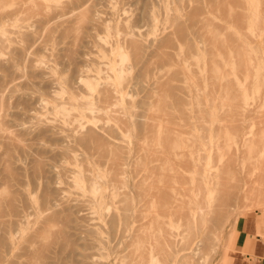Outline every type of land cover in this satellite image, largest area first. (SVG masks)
<instances>
[{
	"label": "rangeland",
	"instance_id": "obj_1",
	"mask_svg": "<svg viewBox=\"0 0 264 264\" xmlns=\"http://www.w3.org/2000/svg\"><path fill=\"white\" fill-rule=\"evenodd\" d=\"M85 1L88 5L87 3L85 4ZM154 1L158 4L155 5ZM228 1L0 0V77H2L0 84L3 82L1 85L5 88L4 85L8 86L11 84L8 83L10 78L13 83V85L5 88L6 91L2 90L0 92V105H2L0 107V155L2 154L0 156V202L3 201L0 206L3 205L4 210V212L0 211V213H4L1 215L2 218H0V232L5 233L6 231L5 236L4 233L0 234V236H4L0 237V242L2 240L3 243L0 244L2 245L0 247V250H2L0 251V253L2 252L1 258L2 260L4 258L2 264H98V262L102 264H136L137 260H141L138 263L142 264L143 259H139L140 257L137 256L142 250L138 249L137 252L135 247L139 241H145L146 239L143 258L146 260L153 255L159 259L162 258L156 264H184V260L187 258L186 254L188 256L194 254L193 259L190 256L191 260L188 259L189 257L187 258L189 264H236L246 255L250 256L253 261L257 259L256 248L261 250L264 255V201L252 204V202L246 200L243 203L240 202L242 205L236 204V209H234L235 206H230L228 213L225 210H221L220 212L223 216L217 223L214 222L215 214L210 215L212 219L207 217L210 220L207 219L203 223L204 225L200 226V229L198 228L199 230H191L192 233L194 232V234H191L193 235V238H191V232L187 234V230H184L186 227L183 225V223L185 224L183 214L180 213L183 217L181 215L178 216L177 213H172L173 216L170 215L171 213L167 214L162 200L150 195L152 190L154 193L156 192L155 188L153 189L152 187L161 185L157 181V174H151L148 169L150 167V170H152L153 165L156 168L163 159L162 155L158 153L164 151L163 143L167 140L164 137L166 135L164 133L166 126L176 127L178 125L177 127H179L182 124L180 128H175L177 129L175 134L177 138L187 144L188 147H185V149L195 151L194 155H198V153H205L203 154L204 156L210 154V159L203 160L206 164L205 166L211 172L214 171L212 172L214 174L219 173V171L224 172L222 175L225 180L229 179L228 176L244 175L248 168H246L248 163L244 161L248 162V158L254 155L258 149V145L254 143L243 144L242 137L237 136L236 138V133H244L254 141H260L264 137V93H260V91L264 92V24L261 27L257 25V29V26L251 27L250 22L247 21L251 18V10L247 11L244 8L242 0H238V2L237 0ZM225 3L228 7L227 10ZM84 7L89 9V11L86 12L87 9ZM82 9L87 14H84L86 19L88 17L90 22L83 19V15H80L83 14ZM261 10L260 13L264 20V14L262 13L264 9L262 8ZM78 11H80L79 14ZM223 11H226V14ZM236 11H238V14L240 13L239 16ZM9 12L13 13L10 15ZM194 12L198 16H195L196 19L193 18L191 23L190 17ZM88 14L91 16H88ZM148 14H153L158 19L157 27L151 32L146 28L145 17ZM245 14L248 16L246 15L245 17ZM233 15L236 17L235 19ZM79 16L82 17L81 19L84 22ZM75 18L77 19L75 20ZM122 19L125 24L128 23L130 25L134 22L131 25H136V29L144 31L142 37L146 36V38L143 39V42L147 45L143 43V51H140L143 52L142 54H137L132 45L123 41L124 37L120 35V31L118 33L115 32L113 26L115 27L117 23L118 29L123 27L121 24L123 23ZM233 19L237 22L235 23ZM75 22L76 24H74ZM237 23L238 26H242H235ZM66 25L72 26H68V28ZM201 27H203V30H201ZM181 33L183 34L181 35ZM169 34L172 35V40L170 42L163 40V37ZM227 35L230 36L227 37ZM205 36L207 37L205 38ZM225 37H227V40ZM149 40L150 42L153 40L152 43L154 44L148 43ZM226 41L230 42L226 44ZM231 41L236 44L234 43L231 46ZM118 42H123L122 50L128 57L124 66V81L122 84L119 83V78L117 77L120 58L115 44ZM148 45L153 46L150 48ZM254 45L256 46L254 47ZM259 48L260 52L258 53L255 50L259 51ZM198 53L199 55H197ZM257 54L260 57H257ZM259 58L261 59L259 60ZM259 62L263 65H260ZM14 65L17 67L15 68ZM6 67L7 69H5ZM181 68L186 69V71H183L184 69L180 70ZM9 71L11 72L9 73ZM249 74L252 75V80L251 78L249 80ZM190 75L194 79L197 78L195 81L198 84H195V81L190 79ZM86 77L97 82L98 88L92 91L88 90L84 82ZM163 83L164 86H162ZM173 86L175 87L173 88ZM2 87L0 88L3 89ZM60 87L63 90L66 89L67 91L64 90L66 93ZM58 88L60 91H57L59 90ZM104 88L106 89L104 90ZM169 88L173 90L171 91ZM244 88L248 89L247 92H249L246 102L242 103L239 102L238 98ZM103 91L104 94H102ZM53 95L56 97H53ZM48 96H51L52 100ZM180 96L182 100H180L181 98L179 99ZM232 97L236 98L233 103L230 102ZM64 100L67 101L63 102ZM82 100L95 101L98 103V107L92 112L85 107L84 103L86 102ZM173 101H175V105ZM180 101L182 102L180 103ZM57 103L59 105L58 108L56 107ZM65 103H71L72 105L70 104L69 107V104L65 105ZM61 107L66 108L62 111ZM76 107L81 108L78 109ZM50 108L58 110H51ZM84 109L86 110L84 111ZM165 109L166 111H164ZM183 109L190 113L189 116ZM201 110L203 115L200 113ZM171 112L172 115H170ZM154 113H162L158 114L161 118H155L157 114L153 115ZM45 114L46 117L40 118ZM174 114L176 115L173 116ZM151 115L154 116V119L151 118ZM204 115L205 118L203 117ZM224 115L229 117L225 116L224 118ZM199 116L204 119H200ZM201 120L202 122H200ZM196 121H199L200 125L206 124L207 127H199ZM165 122L171 124H168V126ZM175 122L178 123L175 124ZM163 123L166 125L163 126ZM229 123L231 124V126H228L229 128L224 127L227 124L229 125ZM192 124H194L193 129ZM219 124L221 126L222 124L225 125L222 126V132L216 131V136L214 137L215 132L211 131L215 125L219 126ZM150 127L151 129L149 130L148 128ZM162 128L163 134L160 135ZM199 128H203L204 131ZM180 129H186L188 133H183L184 130ZM253 132L255 133L254 135ZM86 134L88 138L83 139ZM159 136L162 137L159 138ZM199 137L201 141H199ZM77 138L78 140L76 141ZM215 138H218V140ZM192 139L196 141L199 147L205 144L208 146L207 149H202L201 152L196 153L199 147L194 144V140V143L191 142ZM221 140L224 142L222 143ZM219 143L221 145L219 146L220 150L226 149L224 151L228 155L219 150L217 147ZM240 143L242 144L240 145ZM140 145L143 148L146 147V149L150 147L151 150H154L153 153L156 152L158 156L154 155L150 149L146 151L144 148V150ZM6 146H9V148L7 147L8 151H6ZM214 146L217 147L215 150ZM194 147L196 150L193 149ZM65 150L68 151L66 152ZM65 153L68 154L65 155ZM214 153L215 156H213ZM230 154L235 155V157ZM240 155L241 159L239 158ZM112 158L116 166L110 162ZM216 158L217 161L215 160ZM101 160L103 161L101 162ZM120 160L121 163L118 162ZM242 160L243 162H241ZM41 161L43 163H40ZM222 164L226 169L220 167ZM93 165L97 166V169ZM34 166L36 167L35 169L33 168ZM113 168L115 171L118 169V174H115V171L112 172ZM154 168L153 170H155ZM157 170L161 171L159 167ZM157 170L155 172H158ZM79 172L81 173L79 174ZM166 172L173 173L170 170H166ZM166 172L164 171V173ZM84 173L88 177L97 178V180L101 176L102 180L105 179L104 183L100 182L103 188L109 189V187H113L117 191L120 190L121 192L118 191L120 197L123 196L121 198L124 199L126 193L128 200L126 198L115 203L113 207L108 206L105 208L106 217L104 216L100 220L94 218V204L91 203L92 201L89 198L91 194L87 190V184H85L88 183L90 177L85 178ZM183 174L190 176L193 173L185 171ZM81 175L85 179L80 178ZM114 176H116L117 184L114 182ZM167 177L166 175L165 179ZM112 178L113 180L110 181ZM108 179L111 183L107 182ZM75 180L78 181L80 186L76 185ZM220 180L225 183L221 176ZM122 182L127 183L124 188ZM164 182L168 184L166 180ZM119 184L121 185L119 186ZM169 184L178 185L172 182H169ZM135 185L137 188L134 187ZM149 186L151 187L148 191ZM44 190L46 193H44ZM129 190L132 193H127ZM146 191H148V195ZM47 192L50 193L48 194ZM43 193L46 194L45 199H43L45 196L42 197ZM10 194L13 197L12 200ZM144 194L146 198H144ZM215 194L217 195L218 193H214L213 197ZM132 195L134 198H132ZM218 195L221 197L223 194L219 192ZM150 199L151 201H149ZM180 199L184 201L182 196H180ZM218 199L219 196H217L215 201L218 202ZM8 200L11 203L14 202L16 210H12L13 208L11 209L10 206H7ZM44 200L46 201L43 202ZM177 201L181 206L186 205V202L184 205V202L178 199L175 202ZM215 201L210 203L211 209L208 208V210L211 211L215 207L217 211L216 206L212 207L216 203ZM155 202L157 207H154ZM175 202H173V205H176L177 209L174 206H171V208L173 207L178 212L181 206L177 204L178 202ZM14 206L12 204V207ZM125 207L130 208V213L132 211L136 213L132 214V216L126 212V215H121L122 212L126 211ZM157 209L161 213L158 216L159 220L161 222L170 221L171 223V225L169 223L163 224V226L165 225L171 229V234H167V237L162 235L163 231L159 227L156 228L157 224H149L150 220L156 217L155 210ZM232 209H234V212ZM111 213H115L116 217L119 218H115L117 220L113 219L114 216L112 218ZM50 214L52 215L49 216ZM45 215L53 219V225L49 223L51 221ZM139 215H143L142 219ZM121 217H123V220L125 218L124 223L127 221L128 224L125 223L127 227L123 228L125 224ZM135 217L139 221L138 223L135 222L137 221ZM110 219L114 221L112 227L116 223L117 229L110 227V222H108ZM1 220H3V223L5 222L3 228L1 227L3 225ZM145 222L149 225L147 226ZM214 223L216 224L215 228ZM139 224L144 226V228L139 229ZM206 225L208 228H206L207 231H204ZM89 227L90 229H88ZM91 227H96L99 232H92ZM182 228L184 229L182 230ZM50 229L54 232H49ZM210 229L213 230L215 235ZM8 230L9 235H6ZM90 230L91 233H89ZM114 230L117 232H114ZM136 230L138 231L136 232ZM127 231L130 233L128 234ZM181 231L183 232L182 234H180ZM216 233L218 237H216ZM130 234L133 236V240L129 239ZM183 235H187L191 241L188 239L184 240L185 236L182 237ZM134 236H136V240ZM119 237L122 240H119ZM206 237L210 243L205 239ZM4 238H8L6 242ZM217 238L219 239L218 241ZM101 239L107 243H105V246L103 244L104 241H100ZM202 239H205L208 243L206 242V244L205 240L202 241ZM127 240L128 245L126 246ZM187 240L190 242L191 249L180 251V248ZM213 240L217 242L214 244ZM120 241L121 244H118ZM129 242L134 244L129 246ZM153 242H156V244ZM96 244H98V247ZM3 245H7V248L3 247ZM114 245L116 246L113 249L116 252H112L114 250L111 249ZM159 247H162L161 250L163 251L157 252ZM125 248L127 249L125 250ZM129 250L131 253L127 252ZM102 252L104 253L103 255L101 254ZM132 255L133 258L131 257ZM122 256L128 258L125 259ZM181 258L183 260L182 263H180L182 260H179ZM127 261L130 263H126ZM162 261L165 262L163 263ZM185 263L187 264V261Z\"/></svg>",
	"mask_w": 264,
	"mask_h": 264
},
{
	"label": "bare ground",
	"instance_id": "obj_2",
	"mask_svg": "<svg viewBox=\"0 0 264 264\" xmlns=\"http://www.w3.org/2000/svg\"><path fill=\"white\" fill-rule=\"evenodd\" d=\"M224 1H226V0H224ZM243 1V6H244V8H246L247 9V11L248 10H251V18H246V19H248L247 21L248 22H250V26L251 27H253V26H257V25H259V27H261V25L262 24H264V20H263V17H262V15H261V9L263 8L264 9V0H242ZM89 2V1H88ZM152 2V1H151ZM228 2H230V0L228 1ZM235 3H236V1H234ZM237 2H238V0H237ZM87 2L85 1V4H86ZM154 4L155 5H157L158 3L156 2L155 3V1H154ZM87 5H88V3H87ZM225 5H226V10H227V4L225 3ZM235 5V4H234ZM238 5V4H237ZM80 6V5H79ZM82 6H84V4H82ZM81 6V7H82ZM76 7H78V6H76ZM87 8H88V6H86ZM232 7H234V6H232ZM85 8V7H84ZM87 8H85V9H87ZM79 9V8H78ZM245 9V10H246ZM17 10V9H16ZM81 10V9H80ZM18 11V10H17ZM82 11H83V9H82ZM87 11H89V9H87L86 10V12ZM13 12H15V11H13ZM13 12H9L10 13V15L13 13ZM79 12L80 11H78V14H79ZM85 11H83L82 13L83 14H80V15H83L82 17H83V19H86V16L85 15H87L86 13H84ZM196 12V11H195ZM194 12V17H193V15L191 16L192 17V19H191V17H190V22L192 23V21L191 20H193V18H195L196 19V17L198 16H196L195 14L197 13H195ZM223 12H225L224 14H226V11H223ZM237 12V15L239 16V14H238V11H236ZM246 12V11H245ZM235 13V12H234ZM263 14H264V11L262 12ZM77 14V15H78ZM85 14V15H84ZM156 14H157V12H156ZM228 14V13H227ZM90 14H88V16H89ZM246 15L247 14H245V17H246ZM91 16V15H90ZM159 16V15H158ZM196 16V17H195ZM228 16V15H227ZM242 16V15H241ZM248 16V15H247ZM77 17V16H76ZM80 17V16H79ZM82 17H80V19L82 18ZM2 18H3V16H2ZM209 18V17H208ZM233 18L235 19L236 17L233 15ZM77 18H75V20H76ZM83 19H81L82 20V22H84L83 21ZM140 19H141V17H140ZM205 19V18H204ZM233 19V20H234ZM81 20H79L80 22H81ZM88 22H90V20H88V17H87V19H86ZM86 20H85V22H86ZM65 21V20H64ZM73 21H74V19H73ZM122 21H123V19H122ZM129 21H131V20H129ZM196 21V20H195ZM230 21H232V20H230ZM229 21V22H230ZM87 22V23H88ZM97 22V21H96ZM132 22V21H131ZM136 23H137V21H135ZM145 22H146V24H147V26H146V28H148L147 30L148 31H150L151 32V30H154L156 27H157V24H158V19H157V17L155 16V15H153V14H148L146 17H145ZM198 22V21H197ZM209 22V21H208ZM234 22L236 23L237 21H235L234 20ZM233 22V23H234ZM132 23H134V22H132ZM131 23V24H132ZM135 23V24H136ZM193 23H195V22H193ZM205 23V22H204ZM241 24H242V22H240ZM71 24H72V22H71ZM74 24H76V22L74 23ZM79 24V23H78ZM103 24V23H102ZM122 24V28L120 27V29H118L117 28V26H118V23L116 24V26L114 27L113 26V28H115V32L116 33H118L119 31H120V35H122L124 38H123V41H126V42H128L130 45H132V47L134 48V50L136 51V53L137 54H139V53H143V52H140V51H143L142 49H143V39H145L146 38V36L145 37H142V34H143V32H142V30H139V29H136V25H129L128 23H124V21H123V23H121ZM140 24V23H139ZM206 24H208V23H206ZM106 25V24H105ZM109 25V24H108ZM120 25V24H119ZM138 25V24H137ZM202 25H203V22H202ZM67 26V25H66ZM65 26V27H66ZM68 26H72V25H68ZM67 26V27H68ZM75 26V25H74ZM235 26H238V23H237V25H235ZM240 27L242 26V25H239ZM238 26V27H239ZM204 27V26H203ZM203 27H201L200 29L201 30H203ZM246 27V26H245ZM69 28V27H68ZM105 28H107V26H105ZM117 28V29H116ZM226 28V27H225ZM258 28V26L256 27V29ZM108 29V28H107ZM205 29V28H204ZM238 29H240V28H238ZM109 30V29H108ZM117 30V31H116ZM206 30V29H205ZM205 30H204V32H205ZM172 31H174V30H172ZM239 31V30H238ZM202 32V31H201ZM246 32V31H245ZM179 33H180V31H179ZM188 33V32H187ZM186 33V34H187ZM146 34V33H145ZM152 34H153V32H152ZM183 33H181V35H182ZM212 34V33H211ZM231 34V33H230ZM256 35V34H255ZM228 36H230V35H227V37ZM246 36V35H245ZM244 36V37H245ZM184 37V36H183ZM207 36H205V38H206ZM227 37H225V39L227 40ZM233 37V36H232ZM248 37V36H247ZM7 38V37H6ZM230 38V37H229ZM228 38V39H229ZM190 39V38H189ZM238 39V38H237ZM241 39V38H240ZM252 39V38H251ZM147 40V39H146ZM153 40H154V37H153ZM153 40L150 42V40L148 41V43H152L153 42ZM158 40H160V39H158ZM163 40H165V41H169L170 42V40H172V35H167L166 37L164 36L163 37ZM163 40H161V41H163ZM209 40V39H208ZM231 40V39H230ZM233 40V39H232ZM241 40H243V39H241ZM210 41V40H209ZM186 42V41H185ZM211 42V41H210ZM228 42H230V41H228ZM227 41H226V44L228 43ZM232 43H233V41H231ZM240 42V41H239ZM231 43V46L232 45H234V43L232 44ZM122 44H123V42H118V43H116L115 44V46H116V49L118 48V55H119V58H120V66L118 67V69H117V77L119 78V83L120 84H122V82L124 81V79H123V71H124V66H125V62L127 61V59H128V57H127V54L125 53V52H123V50H122ZM145 45H147L146 43H144ZM152 44H154V43H152ZM212 44H214V42H212ZM217 44V43H216ZM236 44V43H235ZM159 45V44H158ZM160 45H162V44H160ZM245 45V44H244ZM152 46L153 45H148V47H150V48H152ZM194 46V45H193ZM226 46V45H225ZM256 45H254V47H255ZM154 47H155V45H154ZM153 47V48H154ZM195 47V46H194ZM216 47H217V45H216ZM155 48H157V47H155ZM146 49H147V47H146ZM197 49V48H196ZM211 49V48H210ZM245 49V48H244ZM26 51H27V49H25ZM156 50V49H155ZM159 50V49H158ZM25 51V52H26ZM196 51V50H195ZM255 51H257L258 53L260 52V48H259V51L256 49ZM28 52V51H27ZM247 52V51H246ZM244 53V52H243ZM194 55V54H193ZM195 55H196V53H195ZM197 55H199V53L197 54ZM235 55V54H234ZM246 56V55H245ZM259 56V54H257V57ZM253 57H254V55H253ZM260 57V56H259ZM211 58V57H210ZM231 58V57H230ZM234 58H236V57H234ZM246 59V58H245ZM261 58H259V60H260ZM263 59V58H262ZM13 60V59H12ZM250 60V59H249ZM254 60V59H253ZM264 60V59H263ZM208 61H209V59H208ZM258 61V60H257ZM255 62V61H254ZM261 62H262V60H261ZM256 63V62H255ZM260 63V62H259ZM263 63H264V61H263ZM245 65V64H244ZM254 65H256V64H254ZM260 65H263V64H261L260 63ZM15 66V65H14ZM210 66V65H209ZM17 66H15V68H16ZM25 67V66H24ZM182 67V66H181ZM242 67H244V66H242ZM247 67H248V65H247ZM255 67V66H254ZM9 68H11V67H9ZM5 69H7V67L5 68ZM184 69V68H183ZM182 68L180 69V70H183ZM245 69H246V66H245ZM249 69V68H248ZM247 70V69H246ZM252 70V69H251ZM183 71H186V69H184ZM250 71V70H249ZM11 71H9V73H10ZM262 72V71H261ZM237 73V72H236ZM246 73H248V72H246ZM245 73V74H246ZM250 73V72H249ZM251 73H253V71H251ZM250 73V74H251ZM12 74V73H11ZM186 74H187V72H186ZM222 74V73H221ZM249 74V75H250ZM80 75V74H79ZM189 75V74H188ZM254 75V74H253ZM259 75V74H258ZM260 75H261V73H260ZM263 75V74H262ZM9 76V75H8ZM74 76H75V74H74ZM74 76H73V78H74ZM251 76L252 75H250L249 76V80H250V78H251ZM190 77H191V75H190ZM189 77V78H190ZM220 77V76H219ZM9 78H10V76H9ZM84 79V78H83ZM190 79H192V80H194L195 81V79H197V78H190ZM2 80V77H0V81ZM11 80V78L9 79V81ZM220 80V79H219ZM251 80H252V78H251ZM261 80V79H260ZM8 81V83L10 84V85H8V86H11V85H13V83H12V81H10L9 82ZM78 81V80H77ZM193 81V82H194ZM31 82V81H30ZM76 82V81H75ZM79 82V81H78ZM84 82H85V84L87 85V89L88 90H90V91H92V90H94V89H97L98 88V83L97 82H95V81H93V80H91L90 78H88V77H86L85 79H84ZM212 82H214V81H212ZM256 82V81H255ZM255 82H254V84H255ZM3 83V82H2ZM1 83V84H2ZM7 82H6V84H8ZM57 83V82H56ZM190 83V82H189ZM197 82L195 81V84H196ZM216 83V82H215ZM260 83V82H259ZM0 84V87H2V85ZM31 84V83H30ZM161 84V83H160ZM169 84V83H168ZM172 84V83H171ZM195 84H194V86H195ZM198 84V83H197ZM68 85V84H67ZM66 85V86H67ZM79 85H80V83H79ZM211 85H212V83H211ZM5 86V88H8V86L7 85H4ZM69 86V85H68ZM162 86H164V83H163V85ZM215 86V85H214ZM57 87H59V86H57ZM63 87V86H62ZM70 87L72 88V86L70 85ZM74 87V86H73ZM166 87V86H165ZM172 87V86H171ZM175 86H173V88H174ZM198 87V86H197ZM248 87V86H247ZM250 87V86H249ZM3 88V87H2ZM5 88H3V89H1L0 90V92H2V90H5ZM12 88V87H11ZM163 88V87H162ZM57 89V88H56ZM59 89V88H58ZM60 89H62L61 87H60ZM60 89L59 90H57V91H60ZM106 88H104V90H105ZM169 89H171V88H169ZM63 90V89H62ZM61 90V91H62ZM64 90H66V89H64ZM63 90V92H65ZM99 90V89H98ZM173 89H171V91H172ZM248 90V89H247ZM247 90L244 88V90H242L241 91V93H240V95H239V98H238V100H239V102H242V103H244V102H246V99H247V96H248V92H247ZM250 90V89H249ZM6 91V90H5ZM4 91V92H5ZM67 91V90H66ZM72 91V90H71ZM168 91V90H167ZM170 91V90H169ZM114 92V91H113ZM175 92V91H174ZM53 93H55V92H53ZM66 93V92H65ZM98 93V92H97ZM108 93V92H107ZM207 93V92H206ZM260 93L261 94H263L264 92H262V91H260ZM92 94V93H91ZM99 94H101L100 92H99ZM102 94H104V91L102 92ZM173 94V93H172ZM71 95V94H70ZM174 95H176V94H174ZM207 95V94H206ZM96 96V95H95ZM99 96V95H98ZM105 96V95H104ZM159 96H160V94H159ZM177 96H178V94H177ZM258 96V95H257ZM256 96V97H257ZM48 97H50V99L52 98L51 96H48ZM53 97H56V96H54L53 95ZM97 97V96H96ZM175 97V96H174ZM98 98V97H97ZM176 98V97H175ZM181 98V99H180ZM259 98H260V96H259ZM79 99V98H78ZM179 99L180 100H182V97L180 96L179 97ZM52 100V99H51ZM74 100V99H73ZM77 100V99H76ZM75 100V101H76ZM117 100V99H116ZM165 100V99H164ZM236 100V98H234V97H232L231 99H230V102L231 103H233V101H235ZM58 101V100H57ZM65 101H67V100H64L63 102H65ZM71 101V100H70ZM78 101V100H77ZM82 101H85V100H82ZM201 101H203V100H201ZM225 101V100H224ZM0 102H1V100H0ZM59 102H60V100H59ZM86 103H84V105H85V107L87 108V109H89L90 111H94L98 106H97V104L98 103H96L95 101H85ZM105 102V101H104ZM108 102V101H107ZM164 102V101H163ZM175 101H173V103H174ZM179 102V101H178ZM177 102V103H178ZM182 101H180V103H181ZM221 102H222V100H221ZM225 102H227V101H225ZM62 103V102H61ZM73 103H74V101H73ZM80 103H81V101H80ZM109 104H110V102H108ZM107 103V104H108ZM166 103H168V102H166ZM1 104V103H0ZM41 104H42V102H41ZM69 104V107H70V104L71 103H65V105H68ZM101 104V103H100ZM176 103H174V105H175ZM202 104H204V103H202ZM228 104H229V102H228ZM238 104V103H237ZM43 105V104H42ZM72 105V104H71ZM102 105V104H101ZM162 105V104H161ZM239 105V104H238ZM2 105H0V107H1ZM58 103H57V105H56V107L58 108ZM81 106V105H80ZM165 106H167V105H165ZM55 107V106H54ZM82 107V106H81ZM81 107H76V108H81ZM84 107V106H83ZM159 107V106H158ZM163 107V106H162ZM177 109H178V107L177 106H175ZM183 107V106H182ZM243 107H245L244 105H243ZM64 108H66V107H61V109H62V111H64ZM160 108V107H159ZM51 109V108H50ZM53 109H55V108H53ZM53 109H51V110H53ZM201 109V108H200ZM49 110V109H48ZM55 110H58V109H55ZM82 110V109H81ZM86 109H84V111H85ZM101 110V109H100ZM181 110H182V108H181ZM184 110V109H183ZM205 110V109H204ZM228 110V109H227ZM39 111V110H38ZM164 111H166V109L164 110ZM177 111V110H176ZM185 112H187L186 111V109L184 110ZM199 111V110H198ZM51 112V111H50ZM49 112V113H50ZM178 112V111H177ZM151 113V112H150ZM149 113V114H150ZM165 113V112H164ZM168 113H170V112H168ZM201 114H202V110H201V112H200ZM51 114V113H50ZM85 114V113H84ZM152 114V113H151ZM158 115V114H162V113H154L153 115ZM187 114H188V116H189V112H187ZM201 114H198V115H200V116H202ZM205 114V113H204ZM155 116V118L157 117H160L159 115L158 116ZM163 115H166V114H163ZM168 115V114H167ZM170 115H172V112H171V114ZM169 115V116H170ZM176 114H174L173 116H175ZM227 115V114H226ZM226 115H224V118H225V116ZM229 115V114H228ZM232 115V114H231ZM233 115H235V114H233ZM172 116V117H173ZM178 116H180V118H182L181 117V115H179L178 114ZM199 116V117H200ZM43 117H46V114L44 115V116H42V117H40V118H43ZM154 116H152L151 115V118H153ZM198 117V116H197ZM196 117V118H197ZM204 118H205V115L203 116ZM203 117H200V119L201 118H203ZM226 117H229V116H226ZM40 118H37V119H40ZM161 118V117H160ZM164 118V117H163ZM170 118H171V116H170ZM169 118V119H170ZM174 119H175V117H173ZM172 118V119H173ZM188 118V117H187ZM203 118V119H204ZM223 118V117H222ZM45 119V118H44ZM63 119H64V117H63ZM154 119V118H153ZM165 119H167V118H165ZM232 119V118H231ZM52 120V119H51ZM73 120V119H72ZM164 120V119H163ZM171 120V119H170ZM229 120V119H228ZM40 121V120H39ZM174 121V120H173ZM204 121V120H203ZM67 122V121H66ZM160 122V121H159ZM188 122H189V119H188ZM199 121H196V123H198ZM200 122H202V120L200 121ZM199 122V123H200ZM68 123V122H67ZM141 123V122H140ZM157 123V122H156ZM166 123V122H165ZM174 123V122H173ZM176 123H178V122H175V124ZM190 123V122H189ZM191 123H193V122H191ZM197 124L199 127L200 126H205V127H207V125L206 124ZM147 124V123H146ZM161 124H162V122H161ZM160 124V125H161ZM167 125L169 124H171V123H166ZM165 124V125H166ZM141 125V124H140ZM156 125V124H155ZM164 125V123H163V126H165ZM168 125V126H169ZM174 125V124H173ZM193 125L194 124H192V129H193ZM225 124H222V126H224ZM162 126V127H163ZM171 126V125H170ZM167 127L166 126V128L164 129V133L166 134L164 137H165V139H167L166 141H165V143H163V148H164V154H162V153H158V154H161L162 155V161L160 162V164H159V166H156V168H154L155 166L153 165V168L155 169V170H157L158 169V167L161 169V171H159V170H157L158 172H155V170H153V168H152V170H150L151 168L149 167V169H148V171L152 174V173H156L157 174V176H158V179H157V181L159 182V183H161V185H156V186H154V187H152L153 189L155 188V190H156V192L154 193L153 192V190H152V193H150V195H152L153 197H155L156 199H160V200H162V204H163V207L164 208H166V213L168 214H170V215H172V213L173 214H175V213H177L178 214V216H180L181 214H183V221L185 222V224L183 223V225H185V227H186V229H184V228H182V230L184 229L186 232H187V234L188 233H190L191 232V230L193 231V230H195V229H198L200 226H203L204 224V222L205 221H207V219H209V218H207V217H210L211 219H212V216H210V215H213V214H215V217H214V222L215 223H217L221 218H222V216H223V214L220 212L221 210H225L226 211V213H228V211H230V209H229V207L230 206H235L234 207V209H236V204H239V205H242V203L243 202H245L246 200H249L250 202H252V204H258V203H260L261 201H264V137H263V139H261V140H263V141H254L253 139H251L250 137H248V136H246L244 133H241V134H239V133H236V138H237V136H239V137H242L241 138V140L243 141V144H246V143H248V142H250V143H254V144H256V145H258V149L256 150V152L254 153V155H252V156H250L249 158H248V162L247 161H244V162H246V163H248L247 165H246V171L244 172V175H241V176H237V175H235L234 177H229L228 176V178L229 179H226L225 180V178H223V173L224 172H220L219 171V173H216V174H214V173H212V172H214V171H210V169H208L207 168V166H205L206 164L203 162V160H206V159H210V154H207L206 156H204L203 154H205V153H198L199 151L201 152V150L202 149H204V150H206L207 149V147L208 146H206L205 144H203V146H201V147H199L198 146V144L196 143V141L194 140V139H192L191 140V142H193V140L195 141V145L196 146H198L199 148H198V151L196 152V153H198V155H194V152H193V150H187V148L185 149V147H188L187 146V144L186 143H184L181 139H179V138H177V136H176V134H175V132H176V130L177 129H175L176 127ZM182 126V124L179 126V127H177V128H180ZM183 126H185V125H183ZM198 126H197V128H198ZM209 126H211V125H209ZM215 126H216V128H215ZM214 126V129L211 131V132H215L214 134V137L216 136V131H221L222 129H223V127L221 126V124H219V126L218 125H215ZM218 126V127H217ZM228 126H231V124L229 123V125L227 124V126L225 125L224 127H226V128H229ZM157 127V126H156ZM187 127V126H186ZM205 127H203V128H205ZM222 127V128H221ZM187 128H189V127H187ZM186 128V129H187ZM203 128H201L203 131H204V129ZM210 128V127H209ZM212 128V127H211ZM221 128V129H220ZM225 128V129H226ZM70 129H72V128H70ZM74 129V128H73ZM149 130L151 129V127L150 128H148ZM147 129V130H148ZM186 129H180V130H184L183 131V133L184 132H187V130ZM200 129V128H199ZM200 129V130H201ZM79 130H80V128H79ZM207 130H208V128H207ZM46 131V130H45ZM56 131H57V129H56ZM55 131V132H56ZM224 132H225V130H223ZM229 131V130H228ZM148 132H150V131H148ZM201 132V131H200ZM222 132V131H221ZM223 132V133H224ZM252 132V131H251ZM256 132V131H255ZM90 133V132H89ZM89 133H87V134H89ZM151 133V132H150ZM177 133V132H176ZM188 133V132H187ZM206 133V132H205ZM204 133V134H205ZM231 133V132H230ZM250 133V132H249ZM257 133V132H256ZM75 134V133H74ZM87 134L86 135H84V137H83V139L84 138H86L87 137ZM147 134V133H146ZM160 135H162L163 134V128H162V131L159 133ZM204 134H202L203 136H204ZM255 133L253 132V135H254ZM149 135V134H148ZM200 135H201V133H200ZM220 135H221V133H220ZM71 136V135H70ZM89 136V135H88ZM100 136V135H99ZM147 136V135H146ZM152 136V135H151ZM224 136V135H223ZM222 136V137H223ZM103 137V136H102ZM162 136H159V138H161ZM193 137H195L194 135H193ZM206 137V136H205ZM221 137V136H220ZM225 137H227L226 135H225ZM88 138V137H87ZM149 138V137H148ZM151 138V137H150ZM157 138V137H156ZM185 138H187V137H185ZM201 138H203L202 136H201ZM219 138V137H218ZM218 138L216 139V140H218ZM256 138H258V137H256ZM99 139H100V137H99ZM168 139H169V141H168ZM196 139V138H195ZM199 139V141H201L200 140V137L198 138ZM198 139H196V140H198ZM207 139H208V137H207ZM227 139H228V137H227ZM78 140V138L76 139V141ZM101 140V139H100ZM150 141H151V139H149ZM160 140V139H159ZM222 140H223V138H222ZM221 140V141H222ZM231 140V139H230ZM255 140H257V139H255ZM94 141V140H93ZM106 141V140H105ZM163 141H164V139H163ZM189 141V140H188ZM202 141L204 142V140L202 139ZM227 141V140H226ZM235 141H237V139H235ZM239 141V140H238ZM241 141V142H242ZM102 142H103V140H102ZM224 141H222V143H223ZM94 143V142H93ZM106 143V142H105ZM141 143V142H140ZM157 143V142H156ZM208 143V142H207ZM214 143H216V141H214ZM213 143V144H214ZM221 143V144H222ZM192 144V143H191ZM190 144V145H191ZM229 144H231V143H229ZM242 143H240V145H241ZM103 145H106V144H103ZM102 145V146H103ZM143 145V144H142ZM142 145H140L141 146V148H143V146ZM193 145V144H192ZM195 145H193V146H195ZM223 145V144H222ZM108 146H110V145H108ZM219 146H221L220 145V143H219V145L217 146L218 148H219ZM9 148V146H6V148ZM116 147V146H115ZM117 147H120V146H117ZM190 148H191V146H189ZM217 147H215L214 146V150L217 148ZM238 147H239V145H238ZM5 148V149H6ZM8 148L6 149V151H8ZM109 148V147H108ZM145 149H146V147H144ZM143 148V149H144ZM154 148V147H153ZM222 148H224V147H222ZM104 149V148H103ZM144 149V150H145ZM148 149H150L151 150V148L149 147ZM148 149H146V151L148 150ZM194 150H196V148L194 147L193 148ZM221 148H219V150H220ZM239 149V148H238ZM149 150V151H150ZM161 150V149H160ZM226 151V149H222V151L224 152V154L226 155H228V153L226 152L225 153V151ZM66 151V150H65ZM64 151V152H65ZM68 151V150H67ZM66 151V152H67ZM70 151H72L71 149H70ZM107 151H109V150H107ZM148 151V152H149ZM152 151V153H153V151L154 150H151ZM150 151V152H151ZM158 151V150H157ZM221 151V150H220ZM221 151V152H222ZM240 151V150H239ZM63 152V153H64ZM74 152V151H73ZM214 152V151H213ZM216 152V151H215ZM231 152H233V151H231ZM244 152V151H243ZM3 153H5V152H3ZM6 153H8V152H6ZM152 153H150L151 155H152ZM156 153V152H155ZM155 153H153L154 155H157V153L155 154ZM216 153H218V152H216ZM241 153V152H240ZM68 154V153H67ZM66 153H65V155H67ZM238 154V153H237ZM2 155V154H1ZM0 155V156H1ZM101 155V154H100ZM150 155V156H151ZM164 155V156H163ZM224 155V156H225ZM230 155H232L233 157H235V155H233V154H230ZM71 156V155H70ZM115 156V155H114ZM117 156H119L118 154H117ZM116 156V157H117ZM145 156H146V154H145ZM158 156V155H157ZM213 156H215V153H214V155ZM220 156V155H219ZM223 156V157H224ZM244 156V155H243ZM242 156V157H243ZM246 156V155H245ZM69 157V156H68ZM73 157V156H72ZM114 158V157H113ZM113 158H112V161H110V162H112L113 164H115V166H116V163L114 162V160H113ZM145 158V157H144ZM217 158H218V156H217ZM217 158L215 159L216 161H217ZM240 159H241V155H240V157H239ZM36 159V158H35ZM40 159V158H39ZM234 159V158H233ZM109 160V159H108ZM111 160V159H110ZM103 160H101V162H102ZM236 161V160H235ZM35 162H39V161H35ZM100 162V163H101ZM119 163H121V160L120 161H118ZM225 162V161H224ZM224 162H223V164H224ZM239 162H240V160H239ZM241 162H243V160L241 161ZM34 163V162H33ZM40 163H43L42 161L40 162ZM108 163V162H107ZM123 163V162H122ZM234 163V162H233ZM102 164V163H101ZM221 165L220 167H222V169H223V167L225 168V166L224 165ZM245 164V163H244ZM243 164V165H244ZM37 165H38V163H37ZM42 165V164H41ZM122 165V164H121ZM215 165V164H214ZM234 165V164H233ZM238 165H239V163H238ZM237 165V166H238ZM243 165H242V167H243ZM94 167H96V169H97V166H95V165H93ZM127 166V165H126ZM134 166V165H133ZM230 166V165H229ZM237 166H236V168H237ZM98 167H100V165H98ZM101 167H103V166H101ZM136 168H140V167H137V166H135ZM219 167V166H218ZM219 167V168H220ZM34 169L36 168L35 166L33 167ZM115 168V167H114ZM113 168V169H114ZM231 168V167H230ZM229 168V169H230ZM235 168V169H236ZM239 168H241V167H239ZM110 169V168H109ZM109 169H108V171H109ZM116 169V168H115ZM115 169L112 171V172H114L115 171ZM221 169V168H220ZM226 169V168H225ZM74 170V169H73ZM100 170H103V169H100ZM133 170H135V169H133ZM166 170H170V171H173V173H168V172H166ZM241 170V169H240ZM35 171V170H34ZM34 171H32L33 173H34ZM37 171V170H36ZM117 171H118V169L114 172L115 174H118L117 173ZM137 171V170H136ZM144 171H145V169H144ZM152 171V172H151ZM164 171L166 172V173H164ZM185 171H189V172H191V173H193V174H191L190 176L189 175H186V174H183ZM78 172V171H77ZM76 173V172H75ZM81 172H79V174H80ZM124 173V172H123ZM150 173H148L149 175H150ZM168 173V174H167ZM212 173V174H211ZM220 173H221V175H220ZM241 173V172H240ZM78 174V173H77ZM108 174H109V172H108ZM108 174H107V176H108ZM113 174V173H112ZM155 174V175H156ZM219 174V175H218ZM227 174V173H226ZM114 175V174H113ZM154 175V176H155ZM168 176L167 177V179H165V176ZM225 175V174H224ZM80 176V175H79ZM84 176H85V178H89L88 176H87V174L85 175V173H84ZM87 176V177H86ZM111 176V175H110ZM187 176V177H186ZM189 176V177H188ZM220 176L222 177V179L225 181V183L224 182H222L221 180H220ZM112 177V176H111ZM115 178H114V182L116 183V176H114ZM80 178H83V176L81 175V177ZM85 178H83V179H85ZM109 178V177H108ZM34 180V179H33ZM113 180V178L110 180V181H112ZM126 180V179H125ZM164 180H166L167 182H168V184H165V182H164ZM109 181V179H108V183L110 182ZM124 181V180H123ZM75 182H76V185L77 186H80V184L78 183V181L77 180H75ZM100 182H105V179H103L102 180V177L101 176H99V178H98V180H97V178H89V180H88V183H85V184H87V190L90 192V200L92 201L91 203H93L94 205V207H93V215H94V218H96V219H98V220H100V219H102L104 216H105V214H106V212L104 211V209L105 208H107L108 206H112L113 207V205L115 204V203H117V202H119V201H121V200H124V199H126L127 198V196H126V193L125 192H127V191H125V192H123V193H125V195H124V199H122L121 197H123V196H121L120 197V194H119V192H121L120 190H115L113 187H109V189H107V188H103L102 187V185H101V183ZM119 182H120V180H119ZM166 182V183H167ZM169 182H172V183H177L178 185L176 186H174V185H170L169 184ZM99 183V184H98ZM111 183V182H110ZM163 183V184H162ZM117 184V183H116ZM122 184H124L123 185V188H124V186L125 185H127V183H124V182H122ZM136 184H137V182H136ZM140 184V183H139ZM138 184V185H139ZM121 184H119V186H120ZM151 185V184H150ZM164 185V186H163ZM113 186H115L114 184H113ZM132 186H133V184H132ZM167 188H166V187ZM128 187V186H127ZM134 187H136L137 188V186L135 185ZM133 187V188H134ZM140 187V186H139ZM150 187L151 186H149V188H148V191H149V189H150ZM164 187V188H163ZM45 188H46V186H45ZM132 188V187H131ZM151 188V189H152ZM47 189V188H46ZM117 189V188H116ZM161 189H163V191H161ZM124 190V189H123ZM134 190V189H133ZM45 191V190H44ZM61 191V190H60ZM148 191H146V193L148 192ZM53 192H55L54 190H53ZM52 192V193H53ZM135 192V191H134ZM219 192H222V196L220 197V195H218L219 194ZM44 193H46V191L44 192ZM43 193V194H44ZM48 193V192H47ZM50 193V192H49ZM48 193V194H49ZM52 193H51V195H52ZM76 193V192H75ZM122 193V194H123ZM127 193H132V192H130V190L127 192ZM145 193V194H146ZM214 193H218L217 195L215 194L214 195V197H213V194ZM9 194V193H8ZM42 194V197L43 196H45L43 199H45L46 198V194H44L43 195ZM54 194V193H53ZM59 194H60V192H59ZM145 194H144V198H146L145 197ZM147 195H148V193H147ZM146 195V196H147ZM10 196H11V194H10ZM47 196H49V195H47ZM54 196V195H53ZM180 196H182L183 197V199H184V201H181V199H180ZM217 196H219V199H218V202H216L215 200H217ZM50 197V196H49ZM187 197V198H186ZM216 197V198H215ZM4 198V197H3ZM6 198V197H5ZM11 198V200H12V196L10 197ZM10 198H9V200H10ZM51 198V197H50ZM49 198V199H50ZM132 198H134L133 197V195H132ZM213 198H215L213 201H212V199ZM42 199V200H43ZM48 199V198H47ZM180 200L181 202H184V205H185V202H186V205L185 206H181V204L178 202H175L176 200ZM1 200V199H0ZM8 200V201H9ZM126 200H128V198L126 199ZM186 200V201H185ZM4 201H5V199H4ZM7 201V200H6ZM13 201H14V199H13ZM46 200H44L43 202H45ZM49 201V200H48ZM130 201V200H129ZM134 201V200H133ZM148 201V200H147ZM149 201H151V199L149 200ZM156 201V200H155ZM216 202V203H214L213 205H212V207L213 206H216L217 207V211L215 210V207L210 211V210H208V208H210V206H211V202ZM1 202H3V201H1ZM0 202V204H3V203H1ZM10 203H11V201H9ZM9 202H7L8 204H7V206L9 207H11V209L12 210H14L15 209V206H14V202L13 203H11V205H10V203ZM42 202V203H43ZM51 202V201H50ZM88 202H90V201H88ZM126 202H128V201H126ZM131 202V201H130ZM173 202H175V203H177V204H179L181 207H179V209H178V212H176V210H174L173 209V207L171 208V206H174V208H176L175 206L176 205H173ZM240 202H242L241 204H240ZM254 202V203H253ZM147 203V202H146ZM12 204H13V206L14 207H12ZM90 204V203H89ZM133 204V203H132ZM148 204H149V202H148ZM172 204V205H171ZM183 204V203H182ZM43 205H44V203H43ZM124 205H125V202H124ZM130 205H131V203H130ZM3 206V205H2ZM2 206H0V211H3L4 212V210H3V207ZM45 206V205H44ZM88 206H90V205H88ZM149 206V205H148ZM91 207V206H90ZM115 207V206H114ZM118 207V206H117ZM122 207H124V206H122ZM132 207V206H131ZM153 207V206H152ZM154 207H157V205H156V202L154 203ZM239 207V206H238ZM1 208H2V210H1ZM186 208H187V210H186ZM240 208V207H239ZM50 209V208H49ZM153 209V208H152ZM156 209V208H155ZM172 209H173V211H172ZM177 209V208H176ZM211 209V208H210ZM234 209H232V211L234 210ZM16 210V209H15ZM121 210H123V209H121ZM120 210V211H121ZM125 210L126 211H124V213L126 212V213H129V214H131V216H132V214H134V213H136L135 211H132V213H130V208H126L125 207ZM129 210V212H127ZM150 211V210H149ZM163 211H164V209L162 210V213H163ZM185 211H187L186 213H184ZM234 212V211H233ZM50 213V212H49ZM117 213V212H116ZM123 212H122V214L121 215H126V213L124 214ZM146 213V212H145ZM150 213V212H149ZM151 213H152V210H151ZM150 213V214H151ZM155 213H156V217L155 218H153V219H151L150 220V222H149V224L150 225H152V223H155V224H157L158 226L156 227V228H160V230H162L163 232H162V235H164L165 237H167L168 235H170L171 234V229H169V228H167L165 225L163 226V224L164 223H166V224H170L171 225V223H170V221H163V222H161L160 220H159V218H158V216L159 215H161V213H160V210H155ZM181 213V214H180ZM4 213H0V216L1 215H3ZM112 214V213H111ZM118 214V213H117ZM52 214H50L49 216H51ZM107 215V214H106ZM144 215V214H143ZM143 215L142 216H140V218L142 219V217H143ZM146 216H147V213L145 214ZM149 215V214H148ZM153 215H155L154 213H153ZM152 215V216H153ZM209 215V216H208ZM46 216V215H45ZM49 216H46V217H48L49 218V220L51 221V222H49V223H52V225L54 224L53 223V219H50V217ZM113 216H114V218H113ZM117 215H115V213L114 214H112V218L113 219H115V218H119V217H116ZM136 216H138V215H136ZM151 216V217H152ZM173 216V215H172ZM177 216V215H176ZM106 217V216H105ZM111 217V216H110ZM109 217V218H110ZM123 217H126V216H123ZM123 217H121L122 218V221H123V223H124V221H125V218H124V220H123ZM150 217V218H151ZM154 217V216H153ZM163 217V216H162ZM167 217V216H166ZM0 218H2V216L0 217ZM48 218H46L47 219V221H49L48 220ZM168 218V217H167ZM173 218V217H172ZM113 219H110V221H108V222H110V227H112V224H114V221H112ZM135 219L137 220V218L135 217ZM134 219V220H135ZM140 219V220H141ZM174 219H177V218H174ZM105 220H106V218H105ZM108 220V219H107ZM115 220H117V219H115ZM166 220V219H165ZM210 220V219H209ZM211 221H213V220H211ZM1 222H2V228H3V226L5 225V222L3 223V220H1ZM107 222V221H106ZM115 222H117V221H115ZM135 222H139L138 220L137 221H135ZM148 222V221H147ZM147 222H145V223H147ZM49 223H48V225H49ZM126 224H128L127 223V221L125 222ZM124 223V224H125ZM132 223V222H131ZM214 223V224H215ZM94 224V223H93ZM93 224H90V225H93ZM125 224V226H123V228L124 227H127V225ZM143 225H145L144 223H142ZM148 223H147V226L149 225ZM1 225V224H0ZM131 225V224H130ZM141 224H139V229H141L142 227L144 228V226H140ZM182 225V224H181ZM116 226V223H115V225H114V227H112V228H116L117 229V226ZM215 226H216V224L214 225V228H215ZM23 227V226H22ZM122 227V226H121ZM153 227V226H152ZM1 228V229H2ZM24 228V227H23ZM111 228V229H112ZM137 228V229H138ZM206 228H208L207 227V225H206V227H205V230L204 231H207V229ZM25 229V228H24ZM88 229H90V227L88 228ZM91 229H92V232H95V233H97V232H99V230L96 228V227H91ZM110 229V230H111ZM115 229V230H116ZM200 229V228H199ZM198 229V230H199ZM222 229V228H221ZM87 230V229H86ZM113 230V229H112ZM114 230V232H117V231H115ZM130 230H131V228H130ZM155 230V229H154ZM3 231V230H2ZM51 231V229L49 230V232ZM88 231V230H87ZM138 230H136V232H137ZM143 231V230H142ZM210 231H212V233H213V230H211L210 229ZM219 231V230H218ZM223 231V230H222ZM52 233L54 232V231H51ZM144 232V231H143ZM146 232V231H145ZM180 232V231H179ZM199 232V231H198ZM209 232V231H208ZM215 232V231H214ZM4 232H0V234H3ZM5 233H6V231H5ZM5 233H4V236H5ZM89 233H91V230L89 231ZM112 233H113V231H112ZM127 233L129 234L130 232L129 231H127ZM163 233H165V234H163ZM183 232L181 231V233L180 234H182ZM205 233V232H204ZM211 233V234H212ZM117 234V233H116ZM145 234H147V233H145ZM168 234V235H167ZM191 234H194V232L192 233H190V235ZM214 234V233H213ZM213 234H212V236H213ZM6 235H9V230H8V232H7V234ZM46 235V234H45ZM96 235V234H95ZM107 235H108V233H107ZM112 235V234H111ZM110 235V236H111ZM113 235H114V233H113ZM122 235V234H121ZM159 235V234H158ZM157 235V236H158ZM208 235V234H207ZM215 235V234H214ZM221 235V234H220ZM2 236L3 235H1L0 237L2 238ZM3 236V237H4ZM52 236V235H51ZM50 236V237H51ZM122 236H124V235H122ZM149 236V235H148ZM152 236V235H151ZM185 235H183L182 237H184ZM193 235H191V238H193L192 237ZM202 236H204V234H202ZM96 237V236H95ZM98 237V236H97ZM133 236H131V234H130V238L129 239H134V238H132ZM135 237V240H136V236H134ZM155 237H156V235H155ZM164 237V238H165ZM209 237H210V235H209ZM208 237V238H209ZM214 237V236H213ZM216 237H218V235H217V233H216ZM49 238V237H48ZM111 238H112V236H111ZM204 238V237H203ZM211 238V237H210ZM8 239V238H7ZM7 239H5L4 238V240H5V242H6V240ZM115 239V238H114ZM121 238L119 237V240H120ZM153 239V238H152ZM156 239V238H155ZM154 239V240H155ZM183 239V238H182ZM185 239H188L189 241H191V239L190 238H188V236L186 235L185 236V238H184V240ZM205 239H207V237L205 238ZM205 239H202V241L203 240H205ZM122 240V239H121ZM134 240V241H135ZM147 240V239H146ZM145 240V241H146ZM162 240V239H161ZM160 240V241H161ZM185 241L184 242V244L182 245V247L180 248V251H184V250H188V249H191V245H190V242L189 241ZM219 239L217 238V241H218ZM100 241H104V240H100ZM118 241V240H117ZM133 241V242H134ZM145 241L144 240H141V241H139V243L137 244V246L135 247V249L137 248V252H138V249L139 250H142L137 256H139L140 258L139 259H143V261H142V264H156L157 262H159V261H161L162 260V258L161 259H159V258H157V257H155L154 255L153 256H149V258L148 259H144L143 258V254H145V253H143L144 252V247H145ZM168 241V240H167ZM171 241V240H170ZM198 241H200V240H198ZM197 241V242H198ZM207 241H208V239H207ZM206 240L204 241L205 243L207 242ZM217 241H215V240H213V243L215 244V242H217ZM147 242V241H146ZM152 242V241H151ZM163 242V241H162ZM209 243H210V241H208ZM207 242V243H208ZM46 243H47V241H46ZM95 243V242H94ZM102 243V242H101ZM105 241H104V246H105ZM128 243V240H127V242H126V246L128 245L127 244ZM153 243H155L156 244V242H153ZM164 243V242H163ZM206 243V244H207ZM219 243V242H218ZM217 243V244H218ZM0 244H3L2 243V240H1V242H0ZM6 244V243H5ZM107 244V243H106ZM116 244V243H115ZM118 244H121V241H120V243H118ZM131 244H134V243H130L129 242V246L131 245ZM152 244V243H151ZM158 244V243H157ZM160 244H161V242H160ZM160 244H158V246H160ZM197 244V243H196ZM216 244V246H218ZM9 245H11V244H9ZM94 245V244H93ZM97 245V247H98V244H96ZM110 245H111V241H110ZM209 245V244H208ZM2 245H0V247H1ZM6 247L7 245H3V247ZM116 245H114V246H112V250H114V251H112V252H116L115 251V249H113L114 247H115ZM133 246V245H132ZM214 246V245H213ZM213 246H211V247H213ZM12 248H13V246H11ZM94 247H96V246H94ZM153 247H155V246H153ZM7 248V247H6ZM5 248V249H6ZM121 248V247H120ZM129 248V247H128ZM156 248H157V246H156ZM160 248V247H159ZM159 248H158V250H157V252H159V251H163V250H161V248H160V250H159ZM200 248H202V247H200ZM199 248V249H200ZM2 249H4V248H2ZM99 249L101 250V248L99 247ZM117 249V248H116ZM127 248H125V250H126ZM134 249V248H133ZM135 249H134V251H135ZM197 249V248H196ZM131 250V249H130ZM130 250L129 251H127V252H130ZM0 251H2V250H0ZM111 251V250H110ZM146 251V250H145ZM165 251V250H164ZM6 252H7V249H6ZM124 252V251H123ZM123 252H121V253H123ZM156 252V253H157ZM166 252V251H165ZM178 252V251H177ZM2 253V252H1ZM0 253V260H1V264L3 263L2 261H4V258H3V260H2V254ZM120 253V254H121ZM131 253V252H130ZM130 253H128V254H130ZM155 253V254H156ZM167 253V252H166ZM165 253V254H166ZM174 253V252H173ZM102 255L104 254L103 252L101 253ZM113 254V253H112ZM128 254H127V256H128ZM160 254V253H159ZM171 254H172V252H171ZM7 255V254H6ZM125 256H126V254H124ZM161 255V254H160ZM163 255V254H162ZM168 255H170V254H168ZM193 255L194 254H192V256H190L192 259H193ZM121 256V255H120ZM182 256V255H181ZM187 258L189 257L187 254L185 255ZM185 256H184V258H185ZM123 257V256H122ZM132 258H133V255L131 256ZM188 258V259H190L191 260V258ZM35 258H37V257H35ZM116 258H117V256H116ZM123 258H125V257H123ZM126 258H128V257H126ZM125 258V259H126ZM135 258H137V257H135ZM164 258V257H163ZM171 258V257H170ZM187 258L185 259L186 261H187V264H189L188 263V260H187ZM6 259V258H5ZM130 260V259H129ZM166 260V259H165ZM179 260H182V258L181 259H179ZM178 260V261H179ZM184 260V264H186L185 261ZM141 262V260H137V263L136 264H139L138 262ZM177 261V262H178ZM6 262V261H5ZM113 262V261H112ZM119 262V261H118ZM131 262H132V260H131ZM163 262V261H162ZM165 262V261H164ZM163 262V263H164ZM183 262V260L180 262V263H182ZM100 262H98V264H99ZM126 263H130V262H126ZM179 263V262H178ZM191 263V262H190ZM100 264H102V263H100ZM115 264V263H114Z\"/></svg>",
	"mask_w": 264,
	"mask_h": 264
},
{
	"label": "crops",
	"instance_id": "obj_3",
	"mask_svg": "<svg viewBox=\"0 0 264 264\" xmlns=\"http://www.w3.org/2000/svg\"><path fill=\"white\" fill-rule=\"evenodd\" d=\"M256 256L257 259L253 261L250 256L246 255L244 258H242V260H240L236 264H264V255L262 254V251L257 248H256Z\"/></svg>",
	"mask_w": 264,
	"mask_h": 264
}]
</instances>
